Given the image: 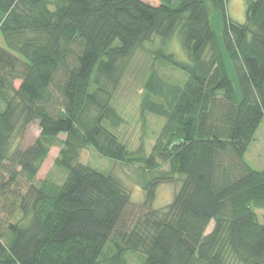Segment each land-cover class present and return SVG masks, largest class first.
Here are the masks:
<instances>
[{
  "label": "trees",
  "instance_id": "obj_1",
  "mask_svg": "<svg viewBox=\"0 0 264 264\" xmlns=\"http://www.w3.org/2000/svg\"><path fill=\"white\" fill-rule=\"evenodd\" d=\"M154 1L0 0V264H264V170L245 161L264 121V0H245L244 24L230 0ZM138 52L151 59L141 113L165 121L147 156L120 141L113 106ZM57 147L63 181L37 182ZM87 149L137 166L149 212L131 228V193L82 164Z\"/></svg>",
  "mask_w": 264,
  "mask_h": 264
},
{
  "label": "rangeland",
  "instance_id": "obj_2",
  "mask_svg": "<svg viewBox=\"0 0 264 264\" xmlns=\"http://www.w3.org/2000/svg\"><path fill=\"white\" fill-rule=\"evenodd\" d=\"M147 3L158 5L154 0H143ZM215 30L220 37L223 32V20L221 14L211 9ZM228 15L231 20L236 23L244 24L246 22V2L245 0H230L228 4ZM0 46H4L0 35ZM173 49L179 52L176 44L172 45ZM181 59V55L179 56ZM151 59L144 52H138L131 66L115 94L113 106L123 118L124 124L116 131L120 141L126 145L130 153H136L141 148L145 155H149L155 144V139L160 133L165 121L159 120L152 116H143L141 113V104L143 100L144 84L148 76ZM226 65L231 77L234 78L232 64L226 59ZM178 73L175 74V76ZM163 124V125H162ZM162 126V127H161ZM40 134L38 124L32 125L23 141L17 143L18 147L23 150L34 144ZM64 139V137H62ZM60 153V148H53L42 166L37 182L45 180L47 177L52 178L56 182H62L65 175L62 171L55 167V161ZM246 163L254 170H264V121L260 126L255 141L251 144L249 151L245 156ZM80 162L91 168L107 175H113L118 178L125 188L131 193V204L124 215L123 223L126 226H134L138 219H144L149 212L146 206V192L140 187L136 181L134 171L136 167H128L123 164L105 159L99 156L94 150L87 149L81 153ZM184 178H175L174 181L162 183L157 187L154 201L151 204V211H163L173 202L174 197L180 191L184 184ZM260 216L264 212H258ZM214 224L207 230V234L213 231ZM130 264H138L137 256H131Z\"/></svg>",
  "mask_w": 264,
  "mask_h": 264
}]
</instances>
